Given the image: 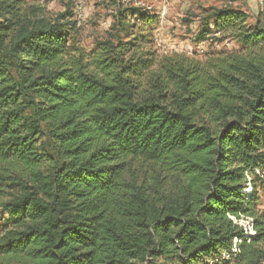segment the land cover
<instances>
[{
    "label": "trees",
    "instance_id": "1",
    "mask_svg": "<svg viewBox=\"0 0 264 264\" xmlns=\"http://www.w3.org/2000/svg\"><path fill=\"white\" fill-rule=\"evenodd\" d=\"M72 17L0 0V264H264V11L211 10L239 49L204 59L142 7L89 51Z\"/></svg>",
    "mask_w": 264,
    "mask_h": 264
},
{
    "label": "rangeland",
    "instance_id": "2",
    "mask_svg": "<svg viewBox=\"0 0 264 264\" xmlns=\"http://www.w3.org/2000/svg\"><path fill=\"white\" fill-rule=\"evenodd\" d=\"M26 6L40 8L46 18L70 12L76 20L80 14V25L74 28L78 43L86 50L113 34L114 16L118 8L128 6L142 7L158 17V27L154 32V47L158 55L185 54L204 59L206 55L230 53L239 49L232 38L218 42L208 39L197 43V31L203 19L209 17L211 10L231 6L245 12L248 16L247 27L253 28L257 21L263 22L264 0H25ZM78 4L81 7L78 8ZM73 17L71 21H73ZM218 37V35L216 36ZM212 38V37H211ZM259 208L264 212V195L260 196ZM6 219V218H5ZM2 216L0 215V221ZM246 226L247 233L249 227Z\"/></svg>",
    "mask_w": 264,
    "mask_h": 264
},
{
    "label": "built area",
    "instance_id": "3",
    "mask_svg": "<svg viewBox=\"0 0 264 264\" xmlns=\"http://www.w3.org/2000/svg\"><path fill=\"white\" fill-rule=\"evenodd\" d=\"M262 1L263 0H260V4L262 3ZM78 8H80L81 7V4H78ZM76 22H77V27L80 25V14H79V12H77V17H76ZM215 36H217V35H215ZM204 43V42H203ZM202 43V44H203ZM249 222H250V220L249 219H244V220H240L238 223H239V225L240 226H242L243 227V229H244V231H245V234L246 235H250V236H252V235H254V232L252 231V229L249 227ZM244 224H246L250 229H249V232L250 233H247V230H246V226L244 225ZM234 242H236V240H234ZM230 255H232V256H234L235 254H234V249L231 251V254ZM230 255H225L226 257H229ZM211 264V263H210Z\"/></svg>",
    "mask_w": 264,
    "mask_h": 264
}]
</instances>
